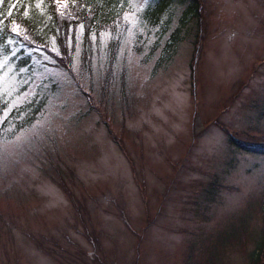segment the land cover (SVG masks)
<instances>
[{
  "label": "rangeland",
  "instance_id": "rangeland-1",
  "mask_svg": "<svg viewBox=\"0 0 264 264\" xmlns=\"http://www.w3.org/2000/svg\"><path fill=\"white\" fill-rule=\"evenodd\" d=\"M200 1L186 17L190 1L162 16L153 0H67L121 17L116 34L78 28L65 54L57 30L47 52L11 48L27 67L0 61V264H249L264 0Z\"/></svg>",
  "mask_w": 264,
  "mask_h": 264
},
{
  "label": "trees",
  "instance_id": "trees-1",
  "mask_svg": "<svg viewBox=\"0 0 264 264\" xmlns=\"http://www.w3.org/2000/svg\"><path fill=\"white\" fill-rule=\"evenodd\" d=\"M153 1L155 4H152L149 9L155 7L153 10L159 14H164L165 11L169 10L171 6L177 3L181 4L189 1L192 3L186 9V17L191 15L193 12L198 14L201 8L200 0ZM39 2H42V4L39 6L40 8H37L36 4ZM79 4L80 3L74 4V6L69 5V7L65 5L58 9V5L55 0H24L21 13L15 17L16 21H13L14 19H12V14L9 16L7 12H4L3 10L2 13H0V21H2V23H0V61L4 58H9L10 62H15L16 69L20 70L30 64L31 56H23L20 53L18 56L13 57V51H11L13 46H19L23 49L28 48L30 50L40 47L44 50L46 49V38L49 35H54L55 32L59 30L60 33H62L60 44L66 54V45L70 32L81 28L80 25H83L87 38H89V35L93 32L96 33L100 29L104 30L107 27L104 23L111 24L114 28L116 27L115 16L97 21L94 14L98 13V10L94 9V14L88 13L87 11L80 9ZM161 7H164V10L159 12ZM2 8L4 9V7ZM61 12H63L64 15H61ZM13 24L19 26L20 35H17L12 31ZM49 31L50 33H48ZM25 36L27 39L24 38ZM10 40L14 41V43L11 42L14 45L11 46ZM58 65L60 67L63 66V69H65L67 63L59 60ZM37 112H40L39 107H37L34 111L35 114H37ZM232 142L237 144L234 141ZM241 147L244 148V146ZM249 264H264V235L259 239L256 249L251 253Z\"/></svg>",
  "mask_w": 264,
  "mask_h": 264
},
{
  "label": "snow or ice",
  "instance_id": "snow-or-ice-1",
  "mask_svg": "<svg viewBox=\"0 0 264 264\" xmlns=\"http://www.w3.org/2000/svg\"><path fill=\"white\" fill-rule=\"evenodd\" d=\"M0 2H2V0H0ZM55 2L58 5V9H59V8H61V7H63V6L66 5L67 0H55ZM145 3H147V0H145ZM37 7H39V4H37ZM9 14H11V13H9ZM61 15H64V13L61 12ZM0 23H2V21H0ZM80 27L83 28V25H80ZM12 31L15 32L17 35H20L19 26L18 25L13 24ZM24 38L27 39L26 36ZM11 42H14V41H11L10 40V43ZM10 108H11V105L9 106V109H7V110L4 111V115L3 116H0V123H2L3 120H4V118L7 116L8 110H10Z\"/></svg>",
  "mask_w": 264,
  "mask_h": 264
}]
</instances>
